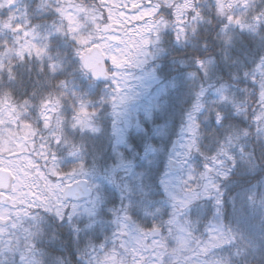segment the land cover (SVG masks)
Here are the masks:
<instances>
[{
	"label": "snow or ice",
	"instance_id": "snow-or-ice-1",
	"mask_svg": "<svg viewBox=\"0 0 264 264\" xmlns=\"http://www.w3.org/2000/svg\"><path fill=\"white\" fill-rule=\"evenodd\" d=\"M0 264H264V6L0 0Z\"/></svg>",
	"mask_w": 264,
	"mask_h": 264
},
{
	"label": "trees",
	"instance_id": "trees-1",
	"mask_svg": "<svg viewBox=\"0 0 264 264\" xmlns=\"http://www.w3.org/2000/svg\"><path fill=\"white\" fill-rule=\"evenodd\" d=\"M89 2H91V0H89ZM256 3H257V7L264 6V0H256ZM3 11L7 12L8 10L4 9ZM234 11H242V9H235ZM214 35H215V29L209 28L208 30V36L210 40L209 51L212 52L214 55H216L217 59L219 60L221 53L217 52L216 49L221 47V45L216 40L212 39ZM258 43L259 41H256L254 38H250L246 35H240V34L236 35L234 37V47L231 49V57L233 59L246 61L249 56L253 55L255 44H258ZM31 75L33 77L39 75L38 72L36 71L35 62L33 63V71ZM24 76H25V80L30 84L31 80L28 79L29 74L25 73ZM169 79H171V74H169ZM160 84L163 85L162 83ZM241 87H243V85H241ZM233 91L238 92L239 89L236 88V89H233ZM214 96H215V93L210 91L209 97L212 98ZM178 122L179 121H177V123ZM253 142H254V137H253Z\"/></svg>",
	"mask_w": 264,
	"mask_h": 264
},
{
	"label": "rangeland",
	"instance_id": "rangeland-1",
	"mask_svg": "<svg viewBox=\"0 0 264 264\" xmlns=\"http://www.w3.org/2000/svg\"><path fill=\"white\" fill-rule=\"evenodd\" d=\"M164 88L159 81L149 82L143 86V95L141 96L142 102H147L149 99L157 97V94Z\"/></svg>",
	"mask_w": 264,
	"mask_h": 264
}]
</instances>
